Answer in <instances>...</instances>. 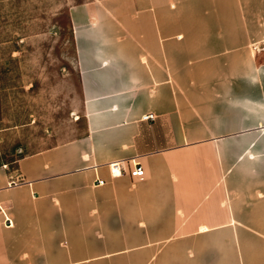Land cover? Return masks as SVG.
I'll return each instance as SVG.
<instances>
[{
    "label": "crops",
    "instance_id": "crops-1",
    "mask_svg": "<svg viewBox=\"0 0 264 264\" xmlns=\"http://www.w3.org/2000/svg\"><path fill=\"white\" fill-rule=\"evenodd\" d=\"M70 17L86 130L0 167L14 224L0 213V264H92L126 234L179 237L181 264H264V68L249 53L264 0H91Z\"/></svg>",
    "mask_w": 264,
    "mask_h": 264
},
{
    "label": "rangeland",
    "instance_id": "rangeland-1",
    "mask_svg": "<svg viewBox=\"0 0 264 264\" xmlns=\"http://www.w3.org/2000/svg\"><path fill=\"white\" fill-rule=\"evenodd\" d=\"M88 1L0 0V167L12 170L23 155L84 135V97L70 10ZM253 50L258 51L253 65L264 68V44H253L249 53ZM249 61L237 59L230 65L246 67ZM108 221L107 229L120 228V220ZM109 237L114 239L112 247L117 238L124 239V248L101 250L92 264H181L179 237L154 236L150 241L142 235L140 245L133 243L132 234Z\"/></svg>",
    "mask_w": 264,
    "mask_h": 264
},
{
    "label": "built area",
    "instance_id": "built-area-1",
    "mask_svg": "<svg viewBox=\"0 0 264 264\" xmlns=\"http://www.w3.org/2000/svg\"><path fill=\"white\" fill-rule=\"evenodd\" d=\"M156 116L154 114H147L143 117L144 121H152L155 120ZM120 167L119 163H116L112 166L113 172L112 175L113 176H118L121 174V172H119V174H115L114 170H117ZM130 174L132 177L134 178H139V179H143L145 177V169L141 164L138 163H133L132 168L130 170ZM98 185H104L105 181L104 180H98ZM0 213L4 215L5 217V222L7 226H13V221L8 217V214L6 213L5 209L2 208V206H0Z\"/></svg>",
    "mask_w": 264,
    "mask_h": 264
},
{
    "label": "bare ground",
    "instance_id": "bare-ground-1",
    "mask_svg": "<svg viewBox=\"0 0 264 264\" xmlns=\"http://www.w3.org/2000/svg\"><path fill=\"white\" fill-rule=\"evenodd\" d=\"M181 36V35H180ZM254 60V59H253ZM251 63V61H249V64ZM251 65V64H250ZM255 66V65H254ZM252 68V67H251ZM255 69V67L253 68V69H251V70H254ZM254 72V71H253ZM251 75V74H250ZM254 79V78H253ZM259 79V78H258ZM251 80V79H250ZM257 80V79H256ZM259 81V80H258ZM253 91V90H252ZM251 93V92H250ZM253 94V93H252ZM247 96V95H246ZM249 96H247L246 98H248ZM251 97V96H250ZM257 98V97H256ZM261 98V97H260ZM247 101V100H246ZM89 102V101H88ZM231 102V101H230ZM239 102V101H238ZM252 102V101H251ZM237 103V102H236ZM244 104V103H243ZM232 105H235V104H232ZM254 105V107H258V110L261 112L262 110H263V108H264V102L261 104V103H254L253 104ZM246 107V106H245ZM251 109V108H250ZM253 109V108H252ZM249 110V109H248ZM249 111H251V110H249ZM253 111H257V110H253ZM263 114H264V111H263ZM245 115H246V113H245ZM247 116V115H246ZM261 118V117H260ZM262 118H263V116H262ZM264 119V118H263ZM247 120V119H246ZM248 124V123H247ZM250 124V123H249ZM259 124V123H258ZM260 125V124H259ZM259 127V126H258ZM249 154V153H248ZM251 160V159H250ZM254 163V162H253ZM112 169V168H111ZM113 171V170H112ZM117 173H119V170L117 169V171H115V174H117Z\"/></svg>",
    "mask_w": 264,
    "mask_h": 264
}]
</instances>
